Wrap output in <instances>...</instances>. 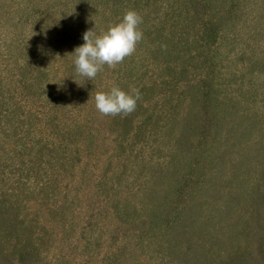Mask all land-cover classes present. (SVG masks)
<instances>
[{"label":"rangeland","instance_id":"obj_1","mask_svg":"<svg viewBox=\"0 0 264 264\" xmlns=\"http://www.w3.org/2000/svg\"><path fill=\"white\" fill-rule=\"evenodd\" d=\"M129 10L135 52L76 76ZM0 264H264V0H0Z\"/></svg>","mask_w":264,"mask_h":264},{"label":"clouds","instance_id":"obj_2","mask_svg":"<svg viewBox=\"0 0 264 264\" xmlns=\"http://www.w3.org/2000/svg\"><path fill=\"white\" fill-rule=\"evenodd\" d=\"M141 23L142 17L136 11L129 10L119 22L109 25L105 31L97 34L95 28L87 30L82 37L84 43L71 53L75 75L92 81L103 70L104 65L115 67L125 57L132 55L143 38L139 29ZM70 78L77 83L73 77ZM90 99H93L91 94ZM140 99L138 89L126 92L118 86L107 92H96L94 96L95 108L104 116L131 114Z\"/></svg>","mask_w":264,"mask_h":264}]
</instances>
